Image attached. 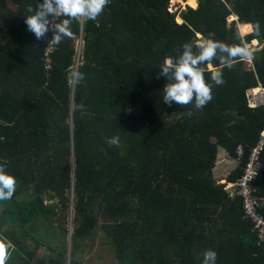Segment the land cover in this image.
<instances>
[{
	"label": "trees",
	"instance_id": "trees-1",
	"mask_svg": "<svg viewBox=\"0 0 264 264\" xmlns=\"http://www.w3.org/2000/svg\"><path fill=\"white\" fill-rule=\"evenodd\" d=\"M169 1L111 0L99 26L73 23L46 72L51 37L37 40L24 23L36 0H0V162L17 181L13 198L0 201L2 261L201 264L212 248L216 264H264V238L242 218L234 188L213 174L219 149L235 161L240 145L226 177L234 183L264 129V105L246 101L248 89L264 86V0H195L196 8L173 12ZM229 16L236 20L227 23ZM80 33L76 70L85 78L77 83ZM210 33L229 45L262 46L248 68V57L231 70L218 59L202 66L213 85L203 109L164 103L159 66ZM209 65L223 72L222 86ZM113 135L119 146L105 143ZM252 187L264 218V169ZM68 224L66 262L65 241L51 249L49 239L64 236Z\"/></svg>",
	"mask_w": 264,
	"mask_h": 264
},
{
	"label": "clouds",
	"instance_id": "clouds-1",
	"mask_svg": "<svg viewBox=\"0 0 264 264\" xmlns=\"http://www.w3.org/2000/svg\"><path fill=\"white\" fill-rule=\"evenodd\" d=\"M110 2L111 0H42V2L36 0L35 5L27 6L24 23L37 40L47 39L51 32L52 37L48 45H59L65 38L73 37L74 22L91 20L97 22L99 26L98 17ZM259 29L257 21L255 31L259 32ZM213 36L214 33H210L207 38L195 44L183 43L182 51L177 49L178 56L166 57L159 66L157 78L163 76L167 81L162 90L164 103L181 106L193 104L196 110L203 109L213 98V85L206 82L205 68L202 66L218 59L220 64L231 70L238 58L252 56V52L243 41L240 45H229L213 39ZM71 78L79 83L85 77L82 72L73 70ZM211 79L215 86H222L225 83L223 72L220 70L214 71ZM80 107L83 108V105ZM191 114L189 111L188 115ZM105 143L110 147L119 146L120 137L118 135L106 137ZM7 163L6 160L0 162V201L12 199L16 191L17 181L15 176L7 171ZM202 257L201 264H216L218 254L214 249L207 248L203 251Z\"/></svg>",
	"mask_w": 264,
	"mask_h": 264
},
{
	"label": "built area",
	"instance_id": "built-area-1",
	"mask_svg": "<svg viewBox=\"0 0 264 264\" xmlns=\"http://www.w3.org/2000/svg\"><path fill=\"white\" fill-rule=\"evenodd\" d=\"M84 21H80V29ZM50 37L52 33L49 32ZM51 39V38H50ZM81 33L78 39L79 49L76 55V65L79 64L81 46H82ZM54 51V45L49 44L43 53V65L46 72L52 68V60L50 54ZM75 65V66H76ZM246 101L249 107H257L264 105V86H258L248 89L246 91ZM238 157L235 158L238 164L241 156V146L236 147ZM264 152V130L260 132V136L256 144L250 149L246 161L240 167V175L237 180L232 184L236 195L241 202V215L243 219L251 222L261 237L264 238V218L257 211L258 199L255 196V190L252 187V182L256 179L258 174L264 169V162L262 161V153Z\"/></svg>",
	"mask_w": 264,
	"mask_h": 264
},
{
	"label": "rangeland",
	"instance_id": "rangeland-1",
	"mask_svg": "<svg viewBox=\"0 0 264 264\" xmlns=\"http://www.w3.org/2000/svg\"><path fill=\"white\" fill-rule=\"evenodd\" d=\"M186 3H182V2H180L179 0H170L169 1V10L170 11H175L176 9H178V8H180V9H184V7L185 6H188L187 4L185 5ZM191 7V6H190ZM193 8V7H192ZM236 18L234 17V18H230V16L227 18V23H230V22H232L233 20H235ZM250 30V29H249ZM238 31H240V28H238ZM241 31L243 32V31H246V30H244V29H241ZM240 31V32H241ZM248 31V30H247ZM198 38H201L200 36H198ZM202 40V39H201ZM260 45V44H259ZM263 45H264V43H263ZM249 46H250V51L251 52H254V51H257L258 49H260L261 48V46L262 45H260V46H258L257 45V43L256 44H253V43H250L249 44ZM249 60V59H248ZM247 59H246V61H244V63H246L247 65H246V68H248V65H249V61H248ZM209 69H211V70H213V72H214V67L213 66H211V68H210V65H209ZM220 151L221 152H224V150L221 148L220 149ZM220 158L221 159H223V157H221L220 156ZM230 161H231V159H230ZM225 168L226 169H228L229 168V165L228 164H226L225 165ZM217 172H213V174H216ZM47 203H49V202H47ZM71 226V227H70ZM66 234L64 235V236H61V235H58L57 237H55L54 239L53 238H50L49 239V243H51L50 245L52 246L51 247V249H55V247H56V245H54L53 243H61L62 242V244H63V242L65 241V255H64V259L65 260H67V247H70L71 246V240L70 239H68L67 238V232L68 231H70L71 230V234H72V225L71 224H68L67 226H66ZM99 245H102V244H99ZM108 254V253H107ZM43 256L44 257H46V259H47V257H48V253H46V252H43ZM106 261H109V262H106ZM20 262H18L17 264H19ZM110 264V259L109 260H107L106 258H101V259H99L97 262H95L94 264ZM111 264H113V263H111Z\"/></svg>",
	"mask_w": 264,
	"mask_h": 264
},
{
	"label": "crops",
	"instance_id": "crops-1",
	"mask_svg": "<svg viewBox=\"0 0 264 264\" xmlns=\"http://www.w3.org/2000/svg\"><path fill=\"white\" fill-rule=\"evenodd\" d=\"M253 41H256V40H253ZM253 41L251 43H253ZM258 44L259 43L257 42V45ZM247 46H248V48H250L249 45H247ZM248 59H249V57H248ZM248 63L250 64L251 63V60ZM220 149L218 151L219 152V157L217 159L216 166H215V168L213 170L214 173L217 172L216 174H214V178H215V180H216L217 183L224 184V185H226V188H230L232 190V188H233L232 187V184L233 183H227L226 182V177L235 169L236 162L234 161L233 158H230L226 154L225 151L224 152H221ZM220 156L223 157V159H221ZM230 159H231V161H230ZM226 164L229 165V168L228 169L225 168V165ZM259 201H260L259 202V205L263 206V199H261ZM70 240H71V237H70ZM68 254H70V247H67V258H68ZM18 262H20V261L18 260ZM0 264H12V260H10L8 257L7 258L4 257V260L2 262H0Z\"/></svg>",
	"mask_w": 264,
	"mask_h": 264
},
{
	"label": "bare ground",
	"instance_id": "bare-ground-1",
	"mask_svg": "<svg viewBox=\"0 0 264 264\" xmlns=\"http://www.w3.org/2000/svg\"><path fill=\"white\" fill-rule=\"evenodd\" d=\"M186 5V4H185ZM187 5L188 6H191V7H193V8H196V6H197V4H196V1L195 0H189L188 2H187ZM232 18H234V17H232ZM244 30H249L250 28H243ZM246 31H243V32H246ZM257 42H254L253 44H256Z\"/></svg>",
	"mask_w": 264,
	"mask_h": 264
},
{
	"label": "snow or ice",
	"instance_id": "snow-or-ice-1",
	"mask_svg": "<svg viewBox=\"0 0 264 264\" xmlns=\"http://www.w3.org/2000/svg\"><path fill=\"white\" fill-rule=\"evenodd\" d=\"M3 255H4V248L3 245H0V262H2Z\"/></svg>",
	"mask_w": 264,
	"mask_h": 264
},
{
	"label": "water",
	"instance_id": "water-1",
	"mask_svg": "<svg viewBox=\"0 0 264 264\" xmlns=\"http://www.w3.org/2000/svg\"><path fill=\"white\" fill-rule=\"evenodd\" d=\"M185 8V7H184ZM77 69V65L75 66V70ZM71 227V226H70ZM71 237V230L67 232V238L70 239ZM67 254V253H66ZM68 262V259L66 260Z\"/></svg>",
	"mask_w": 264,
	"mask_h": 264
}]
</instances>
